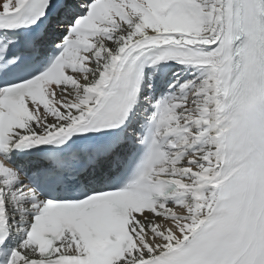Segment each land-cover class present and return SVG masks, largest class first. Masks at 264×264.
<instances>
[{
  "label": "snow or ice",
  "instance_id": "6c2138e0",
  "mask_svg": "<svg viewBox=\"0 0 264 264\" xmlns=\"http://www.w3.org/2000/svg\"><path fill=\"white\" fill-rule=\"evenodd\" d=\"M0 264H264V0H0Z\"/></svg>",
  "mask_w": 264,
  "mask_h": 264
}]
</instances>
